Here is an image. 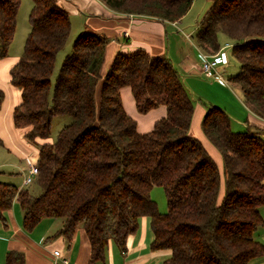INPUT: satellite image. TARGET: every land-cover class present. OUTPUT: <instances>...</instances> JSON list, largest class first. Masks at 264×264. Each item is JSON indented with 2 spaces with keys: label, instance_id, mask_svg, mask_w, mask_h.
<instances>
[{
  "label": "trees",
  "instance_id": "trees-1",
  "mask_svg": "<svg viewBox=\"0 0 264 264\" xmlns=\"http://www.w3.org/2000/svg\"><path fill=\"white\" fill-rule=\"evenodd\" d=\"M110 9L177 21L192 0H102ZM20 0H0V58L8 55ZM29 32L10 82L20 90L12 118L23 137L38 148L35 182L40 193L0 181V222L16 199L22 227L32 231L44 218H61L70 240L82 225L90 243L86 264H98L111 240L121 252L127 237L149 217L152 250L168 249L161 264H248L264 256L255 236L264 224V124L246 120L234 131L228 114L206 105L202 132L222 158L221 169L189 132L194 111L177 69L166 55L143 49L118 52L102 75L108 37L84 28L73 41L52 85L57 53L71 29L57 0H32ZM231 43L236 84L248 109L264 120V0H214L198 22L196 46L221 49L217 35ZM130 87L138 112L164 105L166 115L139 132L126 113L120 90ZM4 91L0 88V105ZM69 115L54 142L52 118ZM163 188L166 211L150 195ZM4 264H24L8 250Z\"/></svg>",
  "mask_w": 264,
  "mask_h": 264
},
{
  "label": "crops",
  "instance_id": "crops-1",
  "mask_svg": "<svg viewBox=\"0 0 264 264\" xmlns=\"http://www.w3.org/2000/svg\"><path fill=\"white\" fill-rule=\"evenodd\" d=\"M57 1L68 12L71 28L74 25L72 20L75 19L79 32L88 28L108 37L101 68L102 75L116 53L137 49H143L152 55H166L175 68L177 65L181 70L191 73L193 64L190 59V47L188 48L186 44L190 42V37L180 28L181 19L163 21L145 15L120 13L110 9L102 0ZM19 56L20 54L13 56L8 54L0 58V88L4 91V99L0 105V181L13 184L18 189L26 188L31 192L29 185L33 182L23 184V179L30 164H36L38 148L23 137L22 131L15 127L12 118L14 106L20 100V90L10 82V69L18 61ZM197 69L201 72L200 64ZM120 96L128 99L129 111L125 109L123 102L122 105L126 113L136 120L137 130L141 133L151 130L154 122L166 115L164 105L140 114L128 86L121 88ZM204 111L205 108L199 105L194 107L189 131L196 135L201 143H205L207 151L212 154V158L221 169V155L208 141L200 127ZM246 120L256 125L264 124V120L256 117L250 110ZM204 137L207 140L205 142ZM261 212L264 218V206ZM4 216L5 223L0 222V264H4L8 250L22 252L24 264L87 263L90 243L81 224L76 227L70 240L60 232L63 224L61 218H44L32 231H25L22 227L23 210L16 199L13 200L11 208L4 212ZM255 236L264 243V224L256 231ZM152 238L149 217L141 216L137 230L127 237L126 251L121 252L110 240L104 260L98 264H161L171 252L168 249L152 250L150 248ZM54 250L60 252L58 257L53 255ZM248 264H264V256L253 258Z\"/></svg>",
  "mask_w": 264,
  "mask_h": 264
},
{
  "label": "rangeland",
  "instance_id": "rangeland-1",
  "mask_svg": "<svg viewBox=\"0 0 264 264\" xmlns=\"http://www.w3.org/2000/svg\"><path fill=\"white\" fill-rule=\"evenodd\" d=\"M213 2L214 0H192V4L189 10L181 18L180 28L185 33H188L190 37V42L186 44L188 48L190 47V59L191 63L193 64V67L191 69V73H187L186 71L181 70L180 67H177V65L176 68L178 69L177 71L180 72H178L179 75H181L180 79L188 95L192 99L194 107L199 105L205 108V106L209 104L218 106L228 114L232 130L243 132L246 130V115L249 109L244 101L239 87L229 80L230 76H233L235 73H237L239 66L238 63L231 56V43L229 42V39L224 33L220 32L217 35L219 45L221 49L224 50V53L226 54V58L228 60V63L226 65H223V67L218 66V72L219 74H221L223 81L213 77H206L203 75L202 72H199L197 69L198 65L200 64V57L198 55L199 48H197L195 43V31L198 22L202 19L203 15L210 8ZM31 8L32 0H20V5L16 15V28L8 50V54L12 56L21 54L22 52L23 43L30 28L29 13ZM72 21L74 25L71 28L66 43L64 44L63 48L57 53L56 56L54 70L51 76L52 85L55 81V78L58 74L59 68L65 56L71 52L73 41L79 34V30L77 29V26L75 24V19H73ZM221 58L222 57H219V59ZM194 63L196 65H194ZM194 67L196 69H194ZM121 99L125 109L129 111L128 99L125 97H122ZM71 122L72 117L69 115H55L52 118L51 122L49 140L54 142L57 138L59 131ZM190 134L198 138L196 135H193L192 133ZM205 141L207 140L204 137V142ZM202 144L207 150L205 143ZM29 187L33 194L37 195L38 193H40V188L35 182L29 185ZM150 195L152 199L157 202L158 210L160 212H165L166 197L163 188L154 185L151 188ZM42 222L44 223V220Z\"/></svg>",
  "mask_w": 264,
  "mask_h": 264
},
{
  "label": "built area",
  "instance_id": "built-area-1",
  "mask_svg": "<svg viewBox=\"0 0 264 264\" xmlns=\"http://www.w3.org/2000/svg\"><path fill=\"white\" fill-rule=\"evenodd\" d=\"M199 57L201 72L203 73V75L209 78L213 77L223 81L221 74H219L218 72V66L223 67V65H226L228 63V60L224 54V50L220 49L213 54H209L199 49ZM219 57L222 58L219 59ZM37 172L38 171L36 164H30L28 173L23 179V184L31 183ZM53 255L55 257H58L60 255V252L58 250H54ZM64 262L66 263V260H64Z\"/></svg>",
  "mask_w": 264,
  "mask_h": 264
}]
</instances>
